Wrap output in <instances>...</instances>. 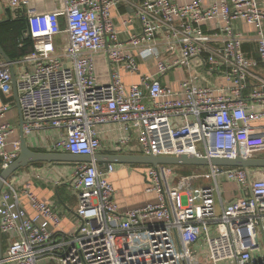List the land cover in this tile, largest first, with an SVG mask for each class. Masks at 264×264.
Wrapping results in <instances>:
<instances>
[{
    "label": "built area",
    "instance_id": "built-area-1",
    "mask_svg": "<svg viewBox=\"0 0 264 264\" xmlns=\"http://www.w3.org/2000/svg\"><path fill=\"white\" fill-rule=\"evenodd\" d=\"M33 0H0L11 9L29 7ZM53 10L29 8L25 38L30 52L16 61L0 62V91L11 94L16 78L23 132L56 130L54 150L95 157L102 147L101 127L116 125L129 133L117 148L129 145L138 133L145 156L184 155L208 160L261 158L264 129V91L253 92L257 113L244 98L248 79L261 66L264 71V11L256 0H219L204 8L201 0L178 6L172 0H144L136 7L142 26L127 44L140 49L142 58L160 55L154 48L164 33L169 53L177 46L181 58L175 66H188L208 55L210 72L222 64L228 87L213 89L186 80L179 90L164 85L160 76L170 68L160 62L158 76H143L125 89L120 69L139 72L137 60L123 51L112 10L126 0H56ZM244 20L256 28L260 61L243 52L244 36L233 23ZM225 23L223 45L210 48L211 36L203 25ZM23 44H20V48ZM104 53L110 64L109 84L96 77L95 55ZM9 111L0 107V119ZM10 124L0 125L1 171L20 155V142L9 151ZM113 164L102 170L97 163L79 164L72 186L78 197L80 226L67 234L53 231L61 224L55 208L42 202L26 185L8 182L0 198L3 235H14L3 264H264V169L210 166L180 175L174 167H152L146 192L157 202L121 213L116 190L109 181ZM223 181L237 182L246 196L225 204ZM28 202L33 214L25 207Z\"/></svg>",
    "mask_w": 264,
    "mask_h": 264
},
{
    "label": "crops",
    "instance_id": "crops-1",
    "mask_svg": "<svg viewBox=\"0 0 264 264\" xmlns=\"http://www.w3.org/2000/svg\"><path fill=\"white\" fill-rule=\"evenodd\" d=\"M144 0H126L112 10V18L116 24L119 34V40L123 46V51L132 55L138 62L139 72L131 74L127 70L121 68L120 75L126 90L132 85L140 83L143 76H158L160 73V62L169 66H173L164 75L160 76L161 82L176 91L179 90V85L195 76L199 78L197 83L209 86L213 89L228 87L229 84L226 79V74L229 72L231 66L229 64H222L220 71L215 73L208 69V55L205 54L201 59H195L189 63L188 66H175V63L181 58V49L177 46L173 53L168 51V43L165 34L161 33L157 36L154 48L160 55L159 60L155 58H142L139 53L140 49L130 47L127 42L129 37L133 34H139L142 30L141 23L136 18V7ZM194 0H172L178 6H185L191 4ZM204 8H211L219 0H201ZM260 8L264 11V0H256ZM58 5L56 0H33L29 7H20L11 9L5 2L0 3V23L11 21H25L29 8L41 9L49 11L56 8ZM27 25V23H26ZM220 27H224L225 23H218L217 21H210L203 25L204 32L211 36L212 42L210 48H219L223 45L225 33L221 31ZM235 30L244 36L243 52L249 60L259 62V51L256 42V28L248 25L244 20H236L233 23ZM26 33V32H25ZM18 40V39H17ZM14 40L5 34H0V45L11 61H16L17 57L10 58V55L20 54L16 49L15 43L21 44L22 39ZM19 45V44H18ZM20 47V45H19ZM6 61L0 54V62ZM96 77L101 85L109 84L110 64L104 53L95 55ZM22 70L19 68L15 70V83L13 82V90L11 94H5L0 91V107L8 106L9 111L3 118L0 119V125L10 124L14 129V133L8 138V150H14V143L21 140V110L18 103V91L16 78L18 73ZM254 77H250L247 83V89L244 92V98L251 106L249 113H257L258 102L252 99L253 92L256 90L264 91V71L259 66L255 72ZM256 128L264 129V119L256 122ZM119 126H103L101 127V143L102 147L95 156L108 155H126V156H145L140 142L138 133L133 132L132 140L129 145L118 149L117 140L120 136H125L129 133L120 130ZM25 136V135H24ZM59 133L56 130H48L44 132H35L25 139L28 146L33 151L37 152H57L54 150V143L58 140ZM61 153V152H58ZM264 158V153L260 156ZM96 163V162H95ZM113 164V163H109ZM108 164H98L102 170H105ZM115 171L109 175V181L116 190L115 203L121 213L128 210L139 209L154 204L157 202V196L146 192L147 189V173L152 166L145 165H128V164H113ZM79 164L70 163H37L28 166L27 168L19 170L14 176L10 178L9 185L20 189L26 185L31 186V191L42 202L53 206L60 217L61 224L58 228H52L53 231H63L67 234H72L77 231L80 226V220L76 215L78 209V197L72 186L73 174ZM174 170L178 173L177 168ZM0 162V173H1ZM179 174V173H178ZM182 175V174H181ZM7 188L4 186V190ZM221 195L225 204L233 202L239 198L246 196L245 190L237 183L232 181H223L221 183ZM25 207L33 214L28 202L25 200ZM15 239L14 235L2 234L3 255L6 254L11 241ZM43 264H51L43 263Z\"/></svg>",
    "mask_w": 264,
    "mask_h": 264
},
{
    "label": "water",
    "instance_id": "water-1",
    "mask_svg": "<svg viewBox=\"0 0 264 264\" xmlns=\"http://www.w3.org/2000/svg\"><path fill=\"white\" fill-rule=\"evenodd\" d=\"M0 54L7 62H11L0 45ZM13 82L15 83V74L13 73ZM19 103V102H18ZM20 108V107H19ZM23 122H21V140H20V155L6 170L0 173V198L3 192L5 183L10 180L19 170L27 168L32 164L37 163H70L82 164L92 163L97 164H128V165H145V166H169V167H226V168H257L264 169V158H242L239 154L234 160L214 159L208 160L195 156L184 155L179 157H156V156H126V155H108V156H78L67 153L58 152H37L30 149L25 139L23 132ZM0 264H3V246L2 233L0 227Z\"/></svg>",
    "mask_w": 264,
    "mask_h": 264
},
{
    "label": "trees",
    "instance_id": "trees-1",
    "mask_svg": "<svg viewBox=\"0 0 264 264\" xmlns=\"http://www.w3.org/2000/svg\"><path fill=\"white\" fill-rule=\"evenodd\" d=\"M27 30V25L25 21L21 20L18 22H3L0 23V34H5L9 38H12L14 40H19V38L22 39L23 46L20 48V43L16 42L15 47L20 52V54L10 55V58L17 57L20 58L30 52L32 47V42L30 38H25V32ZM17 40V41H18ZM1 42V41H0ZM19 44V45H18Z\"/></svg>",
    "mask_w": 264,
    "mask_h": 264
},
{
    "label": "rangeland",
    "instance_id": "rangeland-1",
    "mask_svg": "<svg viewBox=\"0 0 264 264\" xmlns=\"http://www.w3.org/2000/svg\"><path fill=\"white\" fill-rule=\"evenodd\" d=\"M177 168L178 173L181 175H187V174H192L197 171H201V169L205 170L207 167L204 168H198V167H174Z\"/></svg>",
    "mask_w": 264,
    "mask_h": 264
}]
</instances>
